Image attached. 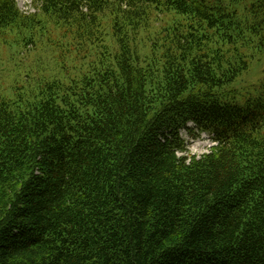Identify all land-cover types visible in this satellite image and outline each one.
<instances>
[{"label": "trees", "instance_id": "16d2710c", "mask_svg": "<svg viewBox=\"0 0 264 264\" xmlns=\"http://www.w3.org/2000/svg\"><path fill=\"white\" fill-rule=\"evenodd\" d=\"M33 2L0 0L1 44L75 71L0 91V264H264V78L229 87L264 0Z\"/></svg>", "mask_w": 264, "mask_h": 264}, {"label": "rangeland", "instance_id": "374dc122", "mask_svg": "<svg viewBox=\"0 0 264 264\" xmlns=\"http://www.w3.org/2000/svg\"><path fill=\"white\" fill-rule=\"evenodd\" d=\"M17 6L24 13H34L36 6L34 0H16ZM17 47L14 44H1L0 42V91L3 94L11 95L8 90L13 91V86L18 87L24 82V74L32 67L34 75L37 77L63 78L66 75L73 74L71 59L63 56L57 49H41L34 51L35 54L17 53ZM254 52V50H252ZM251 51V52H252ZM264 78V50L256 52L251 60L249 69L238 76L229 87L237 91L239 102L247 97L255 95L253 86L257 85ZM11 86V89L9 88ZM30 88V87H28ZM13 92H17L15 89ZM189 128L181 130V136L186 142L187 154L190 156H200L207 153L213 144L210 133L194 129L192 123H188Z\"/></svg>", "mask_w": 264, "mask_h": 264}]
</instances>
